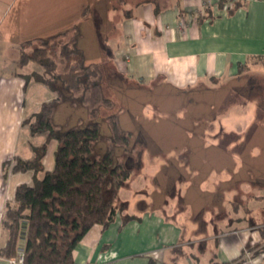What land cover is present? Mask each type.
Returning <instances> with one entry per match:
<instances>
[{
	"label": "crops",
	"instance_id": "crops-1",
	"mask_svg": "<svg viewBox=\"0 0 264 264\" xmlns=\"http://www.w3.org/2000/svg\"><path fill=\"white\" fill-rule=\"evenodd\" d=\"M43 1L0 0V245L3 215L7 205L13 202L15 189L34 181L32 172H4L3 164L15 158L33 159V148L41 146L46 136L31 135L23 121L37 113L42 103L56 97L47 86L26 79L32 73L41 75L39 66L28 70H25L27 64L17 67L19 44L70 29L83 8L90 5V1L80 3L74 21L66 12L73 1L64 2L67 4L64 9L62 1L59 4L58 0H50L49 13L42 11ZM233 1L236 7L231 12L230 8L234 7L231 2L219 7L218 0H156L155 3L146 0L129 4L114 25L113 41L94 32L102 60L99 63L86 60L87 64L101 68L104 96L114 98L106 86L127 77L134 85L160 81L177 91L227 82L239 76L238 65L244 64L248 57L258 58L256 62L264 73V0ZM205 2L211 17L199 20ZM58 9L66 12L58 18L67 21L61 31L53 22L50 27L43 22V17L47 19ZM92 13L103 18L95 9ZM92 15L81 25L91 20ZM35 89L39 95H35ZM242 109L245 111L240 119L228 122L233 126L225 130L230 132L227 144L248 147L250 152L264 142V112L253 101ZM56 146L55 140L47 145L42 160L45 171L53 168ZM239 154L237 151L232 154L234 162ZM259 156L247 154V160L256 162L264 158ZM42 176L40 172L36 178ZM257 180L260 182L251 183L252 186L264 185V178ZM248 185L247 189L238 185L237 190L228 192L231 198L237 194L228 202L230 209L216 221L209 211L201 218L196 217L198 207L191 206L187 196L192 190L203 194L188 185L186 199L180 193L183 206L175 216L163 215L164 209L166 214L170 211L168 203L151 210L142 207L138 213H131L137 219L124 225L117 215L106 229L93 225L73 249L72 258L76 264H264V251L254 254L264 246V234L260 231L264 228V193H250ZM243 195L248 197L241 202ZM0 264L11 261L0 257Z\"/></svg>",
	"mask_w": 264,
	"mask_h": 264
},
{
	"label": "rangeland",
	"instance_id": "rangeland-1",
	"mask_svg": "<svg viewBox=\"0 0 264 264\" xmlns=\"http://www.w3.org/2000/svg\"><path fill=\"white\" fill-rule=\"evenodd\" d=\"M61 1H73L66 12L67 16L74 17V21L79 4L90 1L88 15L93 14V17L81 25L83 36L79 47L85 52L87 61L99 63L103 56L94 32L113 41L114 25L129 4L142 0H58L59 4ZM49 6L50 0L43 1L42 11L49 13ZM66 6L64 3V9ZM93 9L103 18L92 13ZM62 10L52 12L47 19L43 17L44 24L50 27L53 22L59 30L65 27L67 21L58 19L66 13ZM42 29L48 31V28ZM29 68L39 67L29 62L25 70ZM261 68L255 62L249 70L227 82L198 85L185 91L173 90L160 81L134 85L130 77L106 86L113 93L111 99L116 106L112 110L102 109L99 114V133L103 140L93 146V157L100 158L106 150L109 129L105 117L116 114L120 127L131 134L129 153L123 155L124 150H116L117 155L124 156L130 178L120 189L114 204L131 214L138 213L142 207L151 210L168 203L170 211L166 214L164 209L163 215L172 217L182 208L180 193L185 197L189 185L203 194L192 190L187 196L190 205L198 207L196 217L201 218L209 211L216 221L230 209L228 202L237 193L231 198L228 192L237 190L238 185L247 189L249 184L250 193H264V185L252 186L260 182L259 177L264 178V158L256 162L247 160V154L264 157V142L248 152V147H230L227 144L230 132L225 133L232 125L228 122L243 115L245 110L242 108L247 102L253 101L258 110L264 112V73ZM34 93L40 94L37 89ZM88 121L87 109L68 101L56 108L53 117L54 124L61 130L82 127ZM236 151L240 154L234 162L232 154ZM247 197L243 195L241 202Z\"/></svg>",
	"mask_w": 264,
	"mask_h": 264
},
{
	"label": "trees",
	"instance_id": "trees-1",
	"mask_svg": "<svg viewBox=\"0 0 264 264\" xmlns=\"http://www.w3.org/2000/svg\"><path fill=\"white\" fill-rule=\"evenodd\" d=\"M148 1L155 3L156 0ZM230 2L234 5L231 12L236 7L233 0H218V6ZM88 12V7L83 8L78 20L64 32L19 44L17 67L29 62L37 64L42 74L32 73L26 79H34L56 95L23 121L31 135L46 136L41 146L33 148V159L15 158L3 164L4 172L30 171L34 175L31 185L21 184L15 189L13 202L7 205L1 225L0 257L13 260L21 256V264H76L72 251L93 225L106 229L117 215L121 225L137 219L114 204L130 178L123 155L129 153L131 143V134L120 127L116 114L104 119L109 129L105 153L100 158L93 157V146L103 140L99 133L100 110H112L114 102L103 94L101 68L87 64L85 53L79 47L81 22ZM206 17L211 14L205 2L199 20ZM257 59L248 57L244 64H239V76ZM67 101L87 109L86 125L67 130L56 127L53 122L56 107ZM51 140L57 142L54 165L45 171L42 160ZM117 149L124 150V154L117 155ZM40 172L43 176L37 179ZM260 231L264 234V228ZM263 251L264 246L254 254Z\"/></svg>",
	"mask_w": 264,
	"mask_h": 264
},
{
	"label": "built area",
	"instance_id": "built-area-1",
	"mask_svg": "<svg viewBox=\"0 0 264 264\" xmlns=\"http://www.w3.org/2000/svg\"><path fill=\"white\" fill-rule=\"evenodd\" d=\"M246 255V258L249 257L248 253H245ZM11 261V264H21L22 262V257L19 256L17 259H13V260H10Z\"/></svg>",
	"mask_w": 264,
	"mask_h": 264
}]
</instances>
